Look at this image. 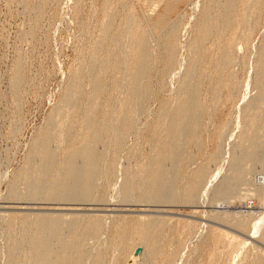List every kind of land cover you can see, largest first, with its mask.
I'll list each match as a JSON object with an SVG mask.
<instances>
[{
	"label": "rangeland",
	"instance_id": "rangeland-1",
	"mask_svg": "<svg viewBox=\"0 0 264 264\" xmlns=\"http://www.w3.org/2000/svg\"><path fill=\"white\" fill-rule=\"evenodd\" d=\"M162 1L164 0H0V177L3 175L1 178L0 194L2 195H0V200L4 201L3 198H5V203L2 202L3 205L1 206H8L9 204H6V202L13 200L18 202L19 205L16 206H27L26 203H30L28 206H36L37 209L21 210L18 208L10 210L0 208V213L2 212V215L0 214V264L9 263L8 258L10 256L19 260V262L21 261L20 263H25L26 258H23V254L26 256L25 251L29 250L28 245L33 234V228L30 226L31 222L36 219L35 217L50 216L49 214L52 217L63 215V212L52 210L54 215L49 210L50 207L55 206L51 204L53 201L45 200L50 195L52 175L58 173L62 166L64 167V161L69 155L68 153L78 145L83 144L86 133L85 119L90 106L93 104L92 98L94 91L97 89L96 81L102 78L101 75H103L104 82L108 84L110 81L108 86L112 82V73L109 74L106 69L104 70L105 64L100 60L97 61L96 56L98 55L93 53L96 52L97 44L102 41V47L105 48L106 45V50L112 48L116 50H113L116 55H123V51L127 50L126 46H123L124 42L121 38L125 27L122 25H125V20L130 16L135 19L137 17L138 22L140 21L142 26L146 28L147 18H155L154 16L159 14L160 5L163 4ZM193 1V4H195H192L193 8L191 5L186 6V2L181 3L180 11H183H181V18L176 21L174 19L168 20L174 22V24L178 22L175 24L177 27H183L180 42L182 46H185L184 55L187 61L192 59L190 57L191 52L188 49L193 45L191 43L194 42L195 32L198 28L197 23L206 16H210L215 22H222L223 20L220 17L223 16L224 9L221 7L226 6V3H228V0ZM245 10L254 13L251 18L253 22L250 21L254 26L251 25L250 35L252 36L255 32V36H253L254 38L249 36L251 43L250 41L248 44L243 42L244 45H241L243 47L237 58L238 63L235 68V73H238L235 85L237 88L235 87L232 91V93L235 91L231 94L232 96L230 95L219 102L213 100L215 98L213 88H216L218 80L214 79L210 82V86H212L211 93L207 92L209 85H203V87L202 84L200 85L199 89L202 91L199 92L200 97L210 106V115L204 116L200 123V130L198 128L196 132L198 143L201 141V145H197L198 147L191 145L186 149L187 153H190L193 157L195 156V164L181 168L180 176H183V180H180V184L177 183L175 186L176 189L182 188L191 177V174L197 172L199 167L201 168L202 165L209 167L208 170L211 171V174L214 172L215 181H212L213 183H211L208 191L207 188L203 192L200 191L205 194V198L202 200L203 205L198 207L194 214L192 213L194 208H191L192 203H184L183 196H180L175 203H164L165 205L160 203L159 206L148 207L150 211L147 209V212H142L139 206L129 207L133 211L115 212V210L113 211L114 206H106L107 202L105 201L108 200L104 201L102 196L104 193H109L111 185L108 184H111L113 180L112 173L106 170V165L110 161L108 158L107 164L104 167L102 166L104 175L101 173V177L97 179L99 183L96 181L98 186L96 184V188L93 190L92 199H94L91 201L93 204L89 201L85 203H89V206L75 205L76 207H71L81 210L80 213L75 212L77 215L89 217L88 215L93 214L99 218L104 217L101 220L106 227H104L103 236L100 239L85 240L80 246V250L83 251L82 255H84V257H81L83 259L82 264H92L95 255L101 257V264H127V256L136 247H140V253L156 249V253H158H155L156 264H162L163 262L164 264H264L263 240L258 239L259 237L255 238L254 235L251 236L247 231L233 227L234 220L239 219L240 216L238 215L241 214L242 216L243 211H252L254 215H257V211H262L259 197L250 194L251 196L246 198L240 205L235 203V199H232L235 195L229 194L227 200L226 196H221L217 191L218 186L224 182L225 178L228 180L231 178L230 167L228 166L230 164L229 156L231 157L239 150L238 131L241 130L244 124L243 109L250 98L254 96L256 62L260 58V56L258 57L260 47L262 57L264 0H240L237 4V13L241 14ZM163 26L165 25L160 26L162 28L158 32L159 34H156V38L160 39L164 30L167 32L166 26ZM104 29H108L107 41L102 40L105 36ZM117 38L120 40V44H118V40L116 41ZM158 38L157 40H159ZM157 40L153 42V54L155 53L153 64L155 65H152L154 68L152 70L156 71H152L148 76V78L153 79L152 82L148 78L145 80V84L149 85L150 94L147 95L146 101H142L141 97L134 100L135 102L139 101V104L142 103L143 108L145 107L143 116L148 113L151 114L148 120H144V118L141 120L145 124L143 125V135L139 138L136 136L131 137L129 142L126 143L128 148L130 146V151L134 150L131 151V154L133 155L134 152L135 155L130 159L127 168L134 167L136 162H143L145 157L152 155V151L150 153V141L153 140L152 133L157 111L159 112V109L165 106L170 98L177 95L176 88L180 85L181 76L183 75L181 72L179 75L181 79L177 76L179 77H176L178 81L174 78L173 83L171 82L170 85L168 83L169 76H167V81L164 79V74L161 71L163 69L160 60L162 59L161 50L157 45ZM189 45L191 46L188 47ZM211 55H213V52ZM156 65L157 67H155ZM215 65L216 61L213 58L212 65L207 68H210V71L213 72ZM121 74L122 72L120 74L116 72L114 75L121 77L123 76ZM127 77L128 75L125 76L126 80ZM237 81L239 84H237ZM152 83H154V87ZM71 84H73L72 94L75 95L72 107L68 109L63 104ZM171 84L173 86L175 84V86L173 87ZM124 92V90H121L117 97L122 99ZM115 102H112V105L118 107V102ZM56 110L57 112L67 110L66 113L68 111L69 113L65 117L64 114L66 113L63 112L62 119H58L53 126L48 125L50 124L49 121L55 119H53L52 114H56ZM59 120L60 122H58ZM92 122L94 123V121ZM225 125H227L228 130L225 133L223 131L224 134H221ZM49 129L53 133L51 134L53 141L51 142V153L53 146V153L56 154L53 155L55 158L46 160L47 163L42 161L40 156L33 150L37 143L36 140L38 141L39 137L49 133L47 132ZM221 138L222 141L226 139L222 145L227 153L226 162L223 165L219 144ZM108 145L99 144L97 146L98 150L100 148L99 153L105 151L102 150L105 149L102 147H108ZM131 147L133 148L131 149ZM217 150V157L220 158L215 160L211 155H216ZM261 150L258 151L256 160L246 164L250 174L248 180L244 183L249 184L251 181L253 185H256L260 181L259 179H262L260 161L263 152ZM183 159L185 160V158ZM126 160L121 164L122 167H125V164L128 163V160ZM44 165L52 170L49 171ZM42 167H45L48 170L47 172L52 174H46V170L43 171ZM38 169L41 171H38ZM34 172L36 175H34ZM43 172L46 174L45 176ZM26 174H28V178L29 174L34 176L33 178L30 176L31 181L28 182ZM244 183L237 185L236 190L248 186L243 187ZM31 189L36 190L39 194L29 196ZM135 195L137 197V193ZM37 196L39 200L35 201L34 197ZM136 197H134V200ZM105 199L107 198L105 197ZM248 201L254 202L252 209L248 208L249 205L246 206V204H249ZM136 202L138 200H135ZM113 203L119 204L120 202ZM135 203L131 202L130 204ZM242 207H247V209H241ZM94 209L100 211H92ZM224 213H226V217ZM64 214L71 215L70 212H64ZM153 217H155V220L156 217L157 220L161 218L160 222L158 221L157 228L152 229L146 241L142 237L140 240L135 227L141 223V219L146 222ZM158 217L160 218L158 219ZM227 217H232L233 220L231 221V218L225 219ZM106 219L108 224H106ZM253 219H255L254 216ZM66 233L64 231L65 236ZM141 241L145 244H141ZM141 262H138V264H143Z\"/></svg>",
	"mask_w": 264,
	"mask_h": 264
},
{
	"label": "bare ground",
	"instance_id": "bare-ground-1",
	"mask_svg": "<svg viewBox=\"0 0 264 264\" xmlns=\"http://www.w3.org/2000/svg\"><path fill=\"white\" fill-rule=\"evenodd\" d=\"M239 1L240 0H228L226 6L223 5L225 8L221 7L224 9V13H222L223 16L220 17L223 20L222 22H215L210 18V16H206L203 18V20H200L197 23L198 28L195 32L194 42L191 43V45H193L188 46H191L190 49H188L191 52L190 57L192 59H189L191 61H187V59H185V46H182L180 42L183 27H177V25L175 24L178 22L174 24V22H170L168 20L174 19V21H176L181 18V3L186 2V6L191 5L193 8V5H195L193 4V0L162 1L163 4L160 5L161 7L159 14L157 16H154L155 18H147L148 21L146 28L143 27L142 23L139 21L141 23L140 25L137 17L136 20L135 18L130 16L127 20H125V25H122L125 27L124 29L122 28L123 34H120L122 36L120 37L124 42L123 46H126L127 50L123 49L124 53L121 56L118 54L116 55V52H114L116 50L112 48H110V50H106V45L105 48L102 47V41L98 43L97 46L95 45L96 52L94 51L93 53H96L98 55L96 56L97 61L100 60L103 64H105V66L102 65L105 67L104 70L106 69V72L109 74L112 73V82L111 85L108 86L110 81L108 82L107 80L108 84L104 82L103 75H101L102 78H99L96 81L97 89L96 91H94L95 96L93 95L92 98L93 104L90 106L88 115L85 119L86 133L83 144L81 146L78 145L73 150H71L64 161V167L62 166L63 169L60 168L61 170H57L58 173L52 175V180L50 183L51 185L49 189L50 195L48 196V198H45V200L49 202H56L51 203L55 206L50 207L49 210L58 212L60 211L61 213L63 212V215H55L52 211L55 215L54 217H52L51 214H49L50 216L41 214L42 216L35 217L36 219L31 222L30 227L33 228L32 239L28 245L29 250L25 251V254L27 255L24 256L23 254V258H26L24 261L26 264H82L83 259L81 257H84V255H82L83 251L80 250V246H82L85 240H96L97 238L100 239L103 236L105 225L101 218L103 219L104 217L99 218L98 216H95L93 214V216L88 215L89 217L77 215L75 214V212L80 213L79 211L81 210L71 207L75 205L89 206V203L85 204L89 201L90 203H92L91 201H93L94 199H92V195L94 192L93 190L94 188H96V184L98 186L99 181L97 179L101 177L102 174L104 175L103 167L107 164L106 161L108 158L110 159V161H108L109 164L106 165V170L112 173L113 180L111 184H108L111 185L110 190L108 191L109 193H104L102 194V196L104 197V201L108 200L105 201L107 202L106 206H114L115 208H113V211L115 210V212L133 211L131 210L132 208H129L133 206H139L142 212H147L148 207H156L159 206L160 203H175L180 196H183L184 203H192L191 208H194V212H192L194 214L196 213L197 208L203 205L204 202H202V200L205 198V194H202L201 192L206 190L205 188H207L208 191L211 183H213L212 181L215 179V177H213L214 172L211 174V171L208 170L209 167L207 168L206 165H202L201 168H198L197 172H193V175L191 174V177H189V180L184 186H182V188L176 189L175 186L177 183H179L180 180H183V176H180L181 168L183 166L185 168L191 164H195V156L193 157V155L187 153L186 149H188L191 145H201V141L198 143V136L196 132L198 131V128L200 127V123L202 122L204 116H206L207 114L210 115V106H208L207 102L205 103L202 100L203 98L200 97L199 92H202L201 89H199L200 85L202 84V87L203 85H209L207 92L211 93L212 86H210V82L214 81V79L218 80L216 88H213V91L215 93V98L213 100L215 101L220 102L224 100V98L229 97L231 94H233L235 91L233 93L232 91L235 87L237 88V86L235 85L238 73H235V68L236 64L238 63L237 58L241 54V50L243 47H241V45L243 44V42L248 44L251 39L250 37L255 36V32L252 36L250 35V28L253 26L251 23L253 22V19L251 18L253 17L254 13H250V11L245 10L243 11V13L238 14L237 4L239 3ZM126 17L128 16L126 15ZM161 25L166 26L167 32L166 30H164V35L162 34L163 36L161 35L160 39L157 37L159 39L157 40L156 34L161 30ZM196 27H194V29H196ZM179 28L180 33L179 31H177V29ZM104 30L105 36H102L103 41H105L106 37L108 36V29ZM117 40L118 38L116 39V41ZM156 40L158 41V44H156L159 45L161 50L162 59H159L162 61L161 66L163 69L161 71L162 74H164V79L167 81V76H169L171 81L169 80L168 83L170 85L172 80L179 76L181 72L183 73V75L181 76L182 79L179 76L181 81L178 88H176L177 95H174L173 98H170L169 102H167L165 106L161 104L163 107L159 109V112L156 109V122L154 125V131L152 133L153 140L151 139L152 141H150V153L152 151V155L150 156L149 153V156L145 157L143 162L138 161L136 162V164L134 163L135 166L131 167V170L130 167L127 168V164H130L129 161L134 155V152L132 155L131 151L134 150L130 151V146L128 148V145L126 143L129 142V139L131 137L136 136L137 138H139L143 135V125L145 124L141 120L142 118H144V120H148V118L150 117L149 115L151 114L148 113L143 116V109L145 107L143 108L142 103H138L139 101H136V104L134 100L137 97H141L143 101L146 99L147 95L150 94L149 85L145 84V80L151 74V72L153 71L152 68L155 65L153 64V55L155 56V53L153 54V42H155ZM118 41V44H120V40ZM118 44L116 43V45ZM251 46L253 47V45ZM260 49L258 55V57L260 56V58H258L256 62V81L255 86L253 87L254 96L250 98V100L248 99L249 101L243 109L244 124L241 130L238 131L239 150L237 153L232 154L231 157L229 156L230 164L228 163V166L230 167V169H228L230 170L229 173H231V178H229V180L225 178L224 182L220 186H218L217 191L221 196L227 197L229 194L235 195L232 199H235V203L238 204L242 203L244 200H246V198L250 197V194L259 197V200L261 202L260 209L262 211H257V215L252 214V211H243L242 216L241 214H237L241 219L239 218L237 220H234V224L231 222L233 220L232 217L229 218H231L230 223L233 224V227L238 228L239 230L247 231L251 234V236L254 235L255 238L259 237L258 239L263 240L264 242V44L262 46V57ZM120 51L122 52V50ZM212 52L213 55H211ZM213 58H215L216 65L215 70L212 72L210 71V68L207 67L212 65ZM155 67H157V65ZM116 72H118L119 74L122 72L121 75L123 76L117 77L116 75H114L116 74ZM206 72L208 73V75ZM127 75L128 77L126 80L125 76ZM148 79H150V82H152L153 80L151 78ZM153 84L154 83H152V86ZM237 84H239V82ZM72 89L73 84L69 86V89L65 96V103L63 104L68 109L72 107L71 105L73 103V97L75 95L72 94ZM121 90L125 91L123 93L124 95L122 99L117 97L118 93H121ZM73 92H75V90H73ZM115 101L118 102V107L112 105V102ZM67 110L63 112L66 113ZM63 112L60 111L56 114H52V117L53 119L55 118V121L50 119L52 121H49L50 124L48 125L53 126L58 119L63 117ZM68 113L64 114V116H67ZM92 121H94V123ZM58 122H60V120ZM57 124L59 125V123ZM226 128L227 125L223 126L221 134L223 133V131L225 133L226 130H228V128ZM47 132L49 133L39 137L38 141L36 140V146L34 150H32L40 156L42 161L48 163V161L46 160L53 159V155H55L56 153H53V146L51 153V142H53L51 137V134H53L51 133L52 130L49 129ZM224 140L226 141V139ZM223 141L222 138L219 141L221 147L220 156L222 159V165L226 162L225 160L227 155L222 146ZM99 144L109 145L108 147H102L105 148L102 149L105 151L99 153L100 148L99 150L97 149V146ZM130 145L132 146V144ZM132 148L133 147H131V149ZM260 149H262L261 151L263 152V155H261V161L259 160L261 162L260 171L263 174L262 179H259L260 181H258L256 185H253L251 181V185L250 183H244L248 180V176L250 174V171L246 168V164L252 162L253 160H256L255 158L258 157L257 153ZM217 152L218 150L216 151V155H211L215 160L216 158H220L219 156L217 157ZM183 158H185V160ZM125 159L128 160H126L128 163L125 164V167H122L123 165L121 166V164L125 162ZM45 167L47 168V165ZM45 167H42V170H46L47 174V169H49L50 171L51 168L45 169ZM38 171L41 170L38 169ZM46 174H44V176ZM34 175H36L35 172ZM2 176L3 175H1L0 177V187ZM26 176L28 178V174H26ZM30 176L32 178L34 177L32 176V174H29L28 182L31 181ZM241 183H244L243 187L247 185L248 186L244 189L236 190L237 185ZM108 185L106 186L108 187ZM29 186L31 187V185ZM32 189L29 193V196L32 197L39 194V192H37L36 190L33 191ZM136 193L138 198L135 195ZM133 195H135L134 197L137 198H135V200H138V202H140L141 204L138 202H136L137 204L135 203ZM25 196L24 198L28 197ZM105 197L107 199H105ZM112 199L119 200L115 201ZM3 200L4 201L0 200V208L3 209H36V206H28L30 205V203H26L27 206H16L18 202H15L13 200H10L9 202L7 201L6 204L8 203L9 205L2 207L1 205H3L2 202L5 203V198H3ZM34 200L38 201V196L34 197ZM113 202L120 203L114 204ZM131 202L135 204H130ZM247 205H249L248 208L252 209L254 202H249V204H246V206ZM111 209L109 210L112 211ZM241 209H247V207H242ZM92 211L97 212L98 210L94 209ZM148 211L150 210L148 209ZM64 212H70L71 215L68 216L67 214H64ZM225 214L226 213H224V216ZM253 216L255 219H253ZM159 218L160 217H158V219ZM229 218L227 217L225 219ZM160 219L157 220L156 217L155 220V217H153L151 218V220L146 222L144 221V219H141V223H139V225L135 227L136 234L139 235L140 240L141 237L144 241L147 240V237L152 232V229L154 230L155 228H157ZM224 221L227 222L226 220ZM106 224H108L107 219ZM64 231L67 232L66 236L64 234ZM141 244L145 243L141 241ZM138 249H140V247L133 248V250L127 256V264H138V262L140 261H142L141 263L143 264H156V249H151L150 252L143 251L142 253L136 255ZM93 257L94 259L92 260V264L102 263L101 257L99 255H95ZM8 262L9 263L7 264H25L23 262L20 263L21 261L19 262V260H16L15 258H11V256L8 258ZM162 264H164V262Z\"/></svg>",
	"mask_w": 264,
	"mask_h": 264
},
{
	"label": "water",
	"instance_id": "water-1",
	"mask_svg": "<svg viewBox=\"0 0 264 264\" xmlns=\"http://www.w3.org/2000/svg\"><path fill=\"white\" fill-rule=\"evenodd\" d=\"M141 249H138L136 252V255H138L140 253Z\"/></svg>",
	"mask_w": 264,
	"mask_h": 264
}]
</instances>
